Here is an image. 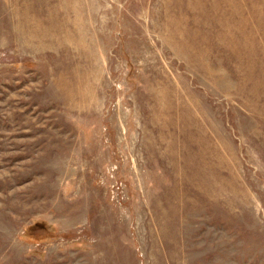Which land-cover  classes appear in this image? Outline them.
<instances>
[{"label":"rangeland","instance_id":"374dc122","mask_svg":"<svg viewBox=\"0 0 264 264\" xmlns=\"http://www.w3.org/2000/svg\"><path fill=\"white\" fill-rule=\"evenodd\" d=\"M0 264H264V0H0Z\"/></svg>","mask_w":264,"mask_h":264}]
</instances>
